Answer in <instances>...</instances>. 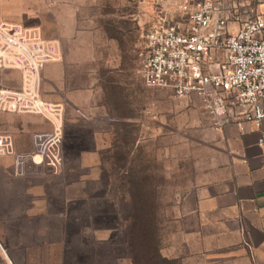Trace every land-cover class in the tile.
I'll return each instance as SVG.
<instances>
[{
	"label": "rangeland",
	"instance_id": "1",
	"mask_svg": "<svg viewBox=\"0 0 264 264\" xmlns=\"http://www.w3.org/2000/svg\"><path fill=\"white\" fill-rule=\"evenodd\" d=\"M154 1H72L75 36L48 64L65 88L44 68L42 94L48 101L64 97L89 105L104 146L99 180L86 179L95 177L92 169H71L68 152L59 172L25 176L14 174L11 156L1 158L0 264H134L129 231L138 233L143 221L145 229L149 215L161 241L170 232L175 197L187 189L191 170L186 147L169 127L163 130L153 108L156 101L177 98L148 87L140 74ZM21 82L18 70L0 69V87L19 88ZM64 119L65 113L63 136ZM48 127L30 113L6 114L0 121L17 151L31 150L32 132ZM138 212H147L141 222Z\"/></svg>",
	"mask_w": 264,
	"mask_h": 264
},
{
	"label": "built area",
	"instance_id": "2",
	"mask_svg": "<svg viewBox=\"0 0 264 264\" xmlns=\"http://www.w3.org/2000/svg\"><path fill=\"white\" fill-rule=\"evenodd\" d=\"M234 20L239 28L231 32ZM146 39L140 74L148 87L168 90L177 99L196 98L217 127L264 121V13L252 3L155 0ZM59 57L58 44L39 27L5 20L0 1V69L22 75L19 88L0 87V117L30 113L51 124L32 133L28 151H17L13 134L0 128V159L11 156L17 176L62 168L64 105L46 100L41 85L42 70ZM259 143L264 145V134Z\"/></svg>",
	"mask_w": 264,
	"mask_h": 264
},
{
	"label": "crops",
	"instance_id": "3",
	"mask_svg": "<svg viewBox=\"0 0 264 264\" xmlns=\"http://www.w3.org/2000/svg\"><path fill=\"white\" fill-rule=\"evenodd\" d=\"M0 1L5 20L39 27L59 48L75 36L73 0ZM247 2L257 13H264V0ZM238 28V21L230 22L231 32ZM47 65L45 75L64 89L62 76H54L55 69ZM61 99L50 102L64 105V156L71 153V169L96 171L97 176L86 179L98 182L104 146L96 116L88 113L89 105L83 101ZM156 103L153 108L159 125L166 131L169 127L167 132L186 147L191 170L187 189L175 197L161 254L173 264H264V145L259 143L264 121L260 125L232 121L217 127L194 97Z\"/></svg>",
	"mask_w": 264,
	"mask_h": 264
},
{
	"label": "trees",
	"instance_id": "4",
	"mask_svg": "<svg viewBox=\"0 0 264 264\" xmlns=\"http://www.w3.org/2000/svg\"><path fill=\"white\" fill-rule=\"evenodd\" d=\"M147 212H138L135 216L137 220H142V215ZM151 221L144 229V221L139 223L140 228L138 233L129 231V237L127 239V247L129 253L132 256L134 264H173L171 260H168L161 254V241L160 235L157 230L156 220L150 219V216H146V222ZM147 224V223H146Z\"/></svg>",
	"mask_w": 264,
	"mask_h": 264
},
{
	"label": "bare ground",
	"instance_id": "5",
	"mask_svg": "<svg viewBox=\"0 0 264 264\" xmlns=\"http://www.w3.org/2000/svg\"><path fill=\"white\" fill-rule=\"evenodd\" d=\"M1 249H2V251H3V250L5 251V249H4L3 247H1Z\"/></svg>",
	"mask_w": 264,
	"mask_h": 264
}]
</instances>
